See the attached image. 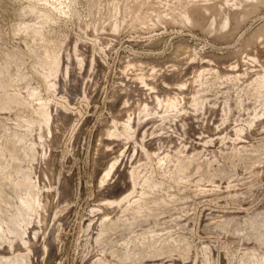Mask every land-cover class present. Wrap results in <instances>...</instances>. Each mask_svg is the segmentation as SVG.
I'll return each mask as SVG.
<instances>
[{"label": "rangeland", "instance_id": "374dc122", "mask_svg": "<svg viewBox=\"0 0 264 264\" xmlns=\"http://www.w3.org/2000/svg\"><path fill=\"white\" fill-rule=\"evenodd\" d=\"M0 264H264V0H0Z\"/></svg>", "mask_w": 264, "mask_h": 264}]
</instances>
